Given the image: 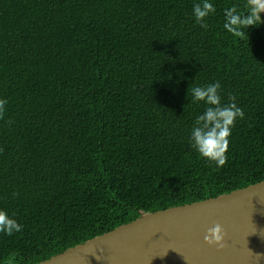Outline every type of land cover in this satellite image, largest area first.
I'll return each mask as SVG.
<instances>
[{
  "label": "trees",
  "instance_id": "obj_1",
  "mask_svg": "<svg viewBox=\"0 0 264 264\" xmlns=\"http://www.w3.org/2000/svg\"><path fill=\"white\" fill-rule=\"evenodd\" d=\"M196 2L0 0V209L24 226L0 264L264 181V24L236 37L224 10L247 0H211L204 29ZM217 81L245 113L223 168L190 143L189 89Z\"/></svg>",
  "mask_w": 264,
  "mask_h": 264
},
{
  "label": "water",
  "instance_id": "obj_2",
  "mask_svg": "<svg viewBox=\"0 0 264 264\" xmlns=\"http://www.w3.org/2000/svg\"><path fill=\"white\" fill-rule=\"evenodd\" d=\"M217 224L223 247L204 239ZM256 255L264 257V181L141 215L40 264H264Z\"/></svg>",
  "mask_w": 264,
  "mask_h": 264
},
{
  "label": "clouds",
  "instance_id": "obj_3",
  "mask_svg": "<svg viewBox=\"0 0 264 264\" xmlns=\"http://www.w3.org/2000/svg\"><path fill=\"white\" fill-rule=\"evenodd\" d=\"M247 11L241 14L233 6L224 10L223 28L230 34L241 37L247 34L253 26L264 24L261 14L264 13V0H247ZM216 13V8L211 0H199L192 6V14L195 21L202 28L207 29V18ZM191 103L206 105L202 114L195 119V124L190 132V143L199 156L206 161L223 168L229 159L233 129L238 119H243L245 113L238 106L235 95H229L230 103L222 100V86L220 82L210 83L205 86H191ZM8 101L0 98V118H3ZM9 123H11L9 121ZM19 223L9 213L0 209V234L13 236L23 230ZM208 245L223 247V228L217 224L210 228L204 237ZM258 259H264L256 255Z\"/></svg>",
  "mask_w": 264,
  "mask_h": 264
}]
</instances>
